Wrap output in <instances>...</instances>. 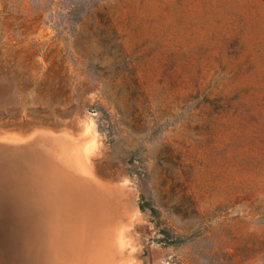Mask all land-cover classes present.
<instances>
[{
    "label": "rangeland",
    "instance_id": "374dc122",
    "mask_svg": "<svg viewBox=\"0 0 264 264\" xmlns=\"http://www.w3.org/2000/svg\"><path fill=\"white\" fill-rule=\"evenodd\" d=\"M0 135V264H264V0H0Z\"/></svg>",
    "mask_w": 264,
    "mask_h": 264
},
{
    "label": "bare ground",
    "instance_id": "6f19581e",
    "mask_svg": "<svg viewBox=\"0 0 264 264\" xmlns=\"http://www.w3.org/2000/svg\"><path fill=\"white\" fill-rule=\"evenodd\" d=\"M10 134H11V133H10ZM25 134H26V133H25ZM13 135H14V134H13ZM16 135H17V134H16ZM16 135H15V136H16ZM15 136H14V137H15ZM0 137H1V135H0ZM17 137H18V136H17ZM17 137H16V138H17ZM30 137H31V136H30ZM18 138H19V137H18ZM37 138H38V137H37ZM37 138H36V139H37ZM25 140H26V139H25ZM28 140H29V139H28ZM26 141H27V140H26ZM26 141H25V142H26ZM65 141H66V140H65ZM16 142H17V141H16ZM32 142H33V141H32ZM37 142H38V141H37ZM60 142H62V141H60ZM1 143H2V142H1ZM20 143H21V142H20ZM52 143H53V142H52ZM8 144H9V143H8ZM10 144H11V143H10ZM14 144H15V143H14ZM21 144H23V142H22ZM16 145H18V144H16ZM47 145H48V144H47ZM71 145H72V144H71ZM4 146H5V145H4ZM42 149H44V148H42ZM59 149H61V148H59ZM40 150H41V149H40ZM41 151H42V150H41ZM64 151H65V150H64ZM2 152H4V151H2ZM42 152H43V151H42ZM56 152H57V151H56ZM59 152H60V151H59ZM45 153H46V152H45ZM66 153H67V152H66ZM75 153H76V152H75ZM44 155H45V154H44ZM78 155H79V154H78ZM78 155H77V156H78ZM40 156H41V155H40ZM49 156H50V155H49ZM72 157H73V156H72ZM65 158H66V157H65ZM47 159H48V157H47ZM13 161H14V159H13ZM50 161H51V160H50ZM51 162H52V161H51ZM14 163H15V162H14ZM52 163H53V162H52ZM15 165H16V163H15ZM17 165H18V164H17ZM17 165H16V166H17ZM20 165H21V164H20ZM0 167H1V165H0ZM36 168H37V167H36ZM22 169H24V168H22ZM38 169H39V171H40V167H38ZM80 169H81V168H80ZM24 170H25V169H24ZM63 170H64V169H63ZM63 170H62V171H63ZM85 170H86V169H85ZM30 172H31V171H30ZM40 172H44V171H40ZM45 172H46V171H45ZM90 172H91V171H90ZM47 173H48V171H47ZM26 175H27V174H26ZM58 175H59V174H58ZM91 175H92V173H91ZM93 175H94V174H93ZM27 176H28V175H27ZM31 176H32V175L29 174V178H28V180L31 178ZM55 176H56V175H55ZM55 176H54V177H55ZM32 177H33V176H32ZM58 177H59V176H58ZM88 177H90V176H88ZM25 178H26V177H25ZM37 178H38V177H37ZM52 178H53V177H52ZM54 179H55V178H54ZM59 179H60V177H59ZM90 179H91V177H90ZM1 180H2V179H1ZM15 180H16V179H15ZM30 180H31V179H30ZM30 180H29V181H30ZM52 180H53V179H52ZM57 180H58V179H57ZM91 180H92V179H91ZM2 181H3V180H2ZM35 181H36V180H35ZM43 181H44V180H43ZM66 181H67V180H66ZM61 182H62V181H61ZM7 184H8V183H7ZM9 184H10V183H9ZM57 184H58V183H57ZM97 184H98V183H97ZM97 184H95V185H97ZM30 185H33V184H32V181H31ZM99 185H100V184H99ZM99 185H98V186H99ZM13 186H14V185H13ZM55 186H56V185H55ZM10 187H11V186H10ZM50 187H51V186H50ZM61 187H62V186H61ZM99 187L101 188V185H100ZM0 188H3V186L0 187ZM58 188H59V187H58ZM7 189H8V188H7ZM37 190H38V188H37ZM47 190H48V189H47ZM61 190H62V189H61ZM10 191H11V190H10ZM35 191H36V190H35ZM35 191H32V192H35ZM57 191H58V190H57ZM57 191H56V192H57ZM6 192H7V191H6ZM36 192H37V191H36ZM38 192H39V191H38ZM48 192H49V191H48ZM12 193H13V192H12ZM40 193H41V192H40ZM57 193H58V192H57ZM6 195H7V193H6ZM14 195H15V194H12L11 196H14ZM41 195H42V194H41ZM11 196H10V197H11ZM18 196H19V195H18ZM39 196H40V195H39ZM39 196H38V197H39ZM44 196H45V194H44ZM47 196H49V195H47ZM57 196H58V195H57ZM66 196H67V195H66ZM71 196H72V195H71ZM33 197H34V196H33ZM35 197H37V196H35ZM38 197H37V198H38ZM41 197H42V196H41ZM53 197H54V196H53ZM58 197H61V195L58 196ZM67 197H69V196H67ZM11 198H12V197H11ZM35 199H36V198H35ZM35 199H33V200L35 201ZM15 201H17V200H15ZM69 201H70V202H69ZM69 201H67V202L71 203V200H69ZM11 202H12V201H11ZM32 202H33V201H32ZM38 202H41V201L38 200ZM33 203H35V202H33ZM42 203H43V202H42ZM9 204H10V203H9ZM11 204H12V203H11ZM14 204H15V203H14ZM39 204H40V203H39ZM83 204H84V203H83ZM12 205H13V204H12ZM28 205H29V204H28ZM37 205H38V203H37L36 205L33 204L34 207L37 206ZM71 205H73V204L71 203ZM9 206H11V205H9ZM17 206H18V205H17ZM17 206H16V207H17ZM30 206H31V205H30ZM30 206H29V207L27 206V209H28V208L30 209ZM92 206H93V205H92ZM12 207H13V206H12ZM20 207H21V206H20ZM37 207H38V206H37ZM71 207H72V206H71ZM74 207H75V206H74ZM96 207H97V206H96ZM13 208H14V207H13ZM35 208H36V207H35ZM39 208H40V207H39ZM9 209H10V208H9ZM32 209H33V208H32ZM12 210H13V209H12ZM24 210H26V208H25ZM39 210H40V209H38V211H39ZM44 210H45V209H44ZM96 210H97V209H96ZM10 211H11V210H10ZM17 211H18V210H17ZM40 211H41V210H40ZM74 211H75V210H74ZM27 212H28V210H27ZM45 212H47V211H45ZM10 213H11V212H10ZM24 213H25V212H24ZM13 214H14V213H13ZM38 214H39V213H38ZM40 214H41V213H40ZM47 214H48V213H47ZM50 214H51V213H50ZM15 215H17V214H15ZM25 215H26V214H25ZM27 215H28V214H27ZM43 215H45V214H43ZM43 215H42V216H43ZM48 215H49V214H48ZM48 215H47V217H48ZM12 216H13V215H12ZM40 216H41V215H40ZM47 217H46V218H47ZM16 218H17V217H16ZM30 218H31V217H30ZM33 218H34V217H33ZM61 218H62V217H61ZM31 219H32V218H31ZM81 219H82V218H81ZM73 220H74V219H73ZM17 221H18V220H17ZM25 221H27V220H25ZM45 221H46V220H45ZM30 222H31V221H30ZM34 222H35V221H34ZM34 222H32V229L35 231V229L37 230V229H38L39 227H41V226H39V227H38V226H34V225H35V224H33ZM88 222H89V221H88ZM8 223H9V220H8ZM36 223H37V222H36ZM77 224H78V222H77ZM85 224H86V223H85ZM89 224H90V223H89ZM63 225H64V224H63ZM71 225H72V224H71ZM80 225H81V224H80ZM80 225H79V226H80ZM2 226H4V225H2ZM8 226H9V225H7V227H8ZM33 226H34V228H33ZM94 226H95V225H94ZM28 227H29V226H28ZM37 227H38V228H37ZM76 227H77V226H76ZM76 227H75V228H76ZM80 227H81V226H80ZM96 227H97V226H96ZM17 228H18V227H17ZM63 228H64V227H63ZM9 229H10V228H9ZM9 229H8V230H9ZM30 229H31V228H30ZM41 229H42V228H41ZM41 229H40V230H41ZM65 229H66V228H65ZM81 229H82V227H81ZM91 229H92V228H91ZM33 230L31 231V233L33 232ZM56 230H57V229H56ZM60 230H61V229H60ZM63 230H64V229H63ZM78 230H80V229H77V231H78ZM14 231H16V230H14ZM17 231H19V230H17ZM44 231H45V230H44ZM64 231H65V230H64ZM73 231H75V230L73 229ZM12 232H13V231H12ZM12 232H11V233H12ZM65 232H66V231H65ZM69 232H71V231H69ZM9 233H10V230H9ZM14 233H15V232H14ZM16 233H17V232H16ZM33 233H34V232H33ZM35 233H36V231H35ZM78 233H79V232H78ZM20 234H21V233H20ZM49 234H50V232H49ZM58 234H59V233H58ZM72 234H73V233H72ZM28 235H29V234H28ZM70 236H71V235H70ZM102 236H104V235H102ZM102 236H101V237H102ZM20 238H23V237L20 236ZM31 238H32V237H31ZM33 238H34V236H33ZM33 238H32V239H33ZM10 239H11V238H10ZM12 239H13V238H12ZM38 239H39V238H38ZM49 239H50V238H49ZM79 240L81 241V239H79ZM79 240H78V241H79ZM12 241H13V240H12ZM34 241H35V239H34ZM49 241H50V240H49ZM10 242H11V241H10ZM14 242H15V241H14ZM21 242H22V241H21ZM23 242H24V241H23ZM23 242H22V243H23ZM37 242H39V241H36V243H37ZM54 242H55V241H54ZM18 243H20V242H18ZM36 243H35V244H36ZM56 243H57V242H56ZM69 243H70V242H69ZM50 244H51V243H50ZM58 244H59V243H58ZM10 245H11V244H10ZM22 245H23V244H22ZM30 245H31V244H30ZM36 245H37V246H40V245H38V244H36ZM67 245H68V244H67ZM27 246H29V245H27ZM43 246H44V244H43ZM81 247H82V246H81ZM83 247H84V246H83ZM25 248H26V247H24V249H25ZM40 248H41V247H40ZM44 248H45V247H44ZM14 249H15V246H14ZM18 249H19V248H18ZM20 249H21V246H20ZM28 250H29V249H28ZM41 250H42V249H41ZM14 251H16V250H14ZM29 251H30V250H29ZM33 251H35V250H33ZM84 251H85V250H84ZM84 251H83V252H84ZM21 252H22V251H21ZM38 252L40 253V250H39ZM38 252H36L37 256H38ZM63 252H64V251H63ZM41 253H44V251L41 252ZM41 253H40V254H41ZM56 253H57V252H56ZM93 253H94V252H93ZM30 254H31V253H30ZM40 254H39V255H40ZM45 254H46V253H45ZM50 254H51V253H50ZM88 254H89V253H88ZM96 254H97V253H96ZM14 255H15V254H14ZM25 255H26V254H25ZM42 255H43V254H41V257H42ZM91 255H92V253L89 255V257H92V256H93V255H92V256H91ZM94 255H95V253H94ZM30 256H31V255H30ZM80 256H81V255H80ZM84 256H85V255H83V257H84ZM15 257H17V256H15ZM15 257H14V258H15ZM32 257H33V256H32ZM35 257H36V255H35ZM39 257H40V256H39ZM43 257H44V256H43ZM89 257H86V258H89ZM37 258H38V257H37ZM73 258H74V257H73ZM79 258H81V257H79ZM16 259H17V258H16ZM16 259H15V260H16ZM35 259H36V258H35ZM92 259L94 260V258H92ZM37 260H38V259H37ZM83 260H84V258L82 259V262L85 263V261H83ZM86 260H87V259H86ZM24 261H25V260H24ZM68 261H69V260H68ZM79 261H80L79 264H81V260H79ZM91 261H92V260H91ZM37 262L40 263V259H39V261H37ZM70 262H71V261H70ZM70 262H69V263H70ZM94 262H95V260H94ZM91 263H93V262H91ZM16 264H17V263H16ZM22 264H23V263H22ZM26 264H27V263H26ZM85 264H90V263H89L88 260H87V263H85ZM93 264H94V263H93Z\"/></svg>",
    "mask_w": 264,
    "mask_h": 264
}]
</instances>
